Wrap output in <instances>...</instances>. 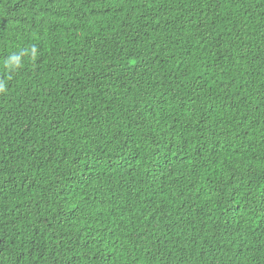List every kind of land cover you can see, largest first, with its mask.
Segmentation results:
<instances>
[{
    "label": "trees",
    "instance_id": "trees-1",
    "mask_svg": "<svg viewBox=\"0 0 264 264\" xmlns=\"http://www.w3.org/2000/svg\"><path fill=\"white\" fill-rule=\"evenodd\" d=\"M0 264H264V0H0Z\"/></svg>",
    "mask_w": 264,
    "mask_h": 264
}]
</instances>
